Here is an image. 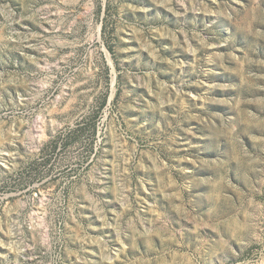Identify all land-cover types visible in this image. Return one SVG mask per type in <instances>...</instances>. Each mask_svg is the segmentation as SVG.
I'll list each match as a JSON object with an SVG mask.
<instances>
[{
	"label": "rangeland",
	"instance_id": "obj_1",
	"mask_svg": "<svg viewBox=\"0 0 264 264\" xmlns=\"http://www.w3.org/2000/svg\"><path fill=\"white\" fill-rule=\"evenodd\" d=\"M0 264H264V0H0Z\"/></svg>",
	"mask_w": 264,
	"mask_h": 264
}]
</instances>
